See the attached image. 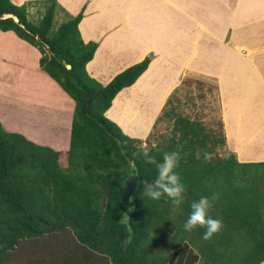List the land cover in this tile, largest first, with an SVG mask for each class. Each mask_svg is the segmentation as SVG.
Wrapping results in <instances>:
<instances>
[{
	"label": "trees",
	"instance_id": "trees-1",
	"mask_svg": "<svg viewBox=\"0 0 264 264\" xmlns=\"http://www.w3.org/2000/svg\"><path fill=\"white\" fill-rule=\"evenodd\" d=\"M83 9L71 15L57 0L20 5L0 0V30H11L36 47L40 69L74 103L65 165L60 164L59 150L0 123V264H7L22 242L35 241L37 246L38 240L57 236L73 238L74 252L60 245L58 263L30 253L19 264H98L100 258L101 264L264 262V161L240 162L225 147L218 153L225 144L222 133L165 108L156 121L172 119L169 137L142 147L144 139L125 134L105 111L117 92L146 69L151 54L105 85L99 83L85 68L97 42L81 38ZM34 12L37 17L31 19ZM5 14L16 15L18 21ZM173 150L181 154L176 171L186 185L183 202L175 207L166 198L144 195V182L154 180L156 168L143 153L160 161ZM205 152L210 159H204ZM129 161L135 164L138 186L126 200L121 183L130 173ZM213 193L217 198L210 215L220 219L222 227L205 240L203 227L185 231L183 223L191 202ZM130 204L135 207L128 228L117 219Z\"/></svg>",
	"mask_w": 264,
	"mask_h": 264
},
{
	"label": "crops",
	"instance_id": "crops-1",
	"mask_svg": "<svg viewBox=\"0 0 264 264\" xmlns=\"http://www.w3.org/2000/svg\"><path fill=\"white\" fill-rule=\"evenodd\" d=\"M11 1L20 5L29 0ZM57 2L71 15L84 7L78 23L81 38L97 42L85 68L99 83L105 85L151 54L146 69L117 92L105 111L125 134L145 139L184 78H212L218 83L224 147L240 162L264 161V0ZM39 56L36 47L13 31L0 30V110L16 108L15 119L20 121L16 125L9 119L10 127L2 126L35 143L65 150L74 103L40 69ZM8 91L13 93L4 95ZM37 92L44 100L27 99ZM119 94L117 112H110ZM61 98L68 109L58 103ZM66 111L70 115L64 130ZM43 122L58 134L41 136Z\"/></svg>",
	"mask_w": 264,
	"mask_h": 264
},
{
	"label": "rangeland",
	"instance_id": "rangeland-1",
	"mask_svg": "<svg viewBox=\"0 0 264 264\" xmlns=\"http://www.w3.org/2000/svg\"><path fill=\"white\" fill-rule=\"evenodd\" d=\"M15 4V3H14ZM34 9H32L33 11ZM37 14L34 12L31 16V19H35ZM59 15L62 18V13L59 12ZM60 18V19H61ZM59 19V18H58ZM17 73V72H16ZM218 90V83L215 79H202L196 77H187L184 78L183 82L179 86V88L174 91L171 95V101L166 106L163 107L162 110L165 108L167 111H170L172 114L179 113L183 116L189 117L191 119L197 120L201 122L205 128L211 131L214 134H223V129L221 125V118H220V99H219V92ZM13 93V91H8L4 93V95H8ZM42 94L37 92V94L30 95L27 99L29 101L36 100L38 102L44 100L41 96ZM52 102V101H51ZM61 103L63 109H68L70 107L69 103L66 102L64 98L58 100V103ZM12 106V104H11ZM74 106V105H73ZM1 108V107H0ZM16 108H9L7 107L4 110H0V123L3 126L10 127L9 119L16 121V125L20 123V121L16 120L15 117L19 112L14 111ZM73 112V107H70ZM162 111H160L161 113ZM159 113V114H160ZM158 114V115H159ZM70 113L66 111V115H64V122L61 124L62 129L67 128V121L69 118ZM72 115V113H71ZM28 126V125H26ZM173 123L172 119L168 117H163V119H159L154 121L151 124V128L149 134L144 139L142 143V147H148L149 145H154L158 138H166L169 137L172 131ZM43 135H52L58 134V130L55 129L53 126L45 125L43 122V126L40 127ZM63 133V131H61ZM65 139V146H68L67 138ZM222 148H217L218 153H224V146ZM225 149V148H224ZM66 150V149H65ZM65 150H59L60 152H65ZM66 161V153H62L60 155V164L65 165ZM57 236L54 239V243L51 240H38V245H35V241L32 243L30 241L22 242L21 247L16 249L14 253L10 255V260L7 264H19L21 260L26 258L28 254L32 253L34 256H41L45 259L52 260L54 263H58L57 259L62 255L63 248L60 245L68 246L74 252V248L77 246L75 240L73 238H59ZM80 252V251H79ZM101 264V263H99ZM104 264V263H102ZM264 264V262L260 263Z\"/></svg>",
	"mask_w": 264,
	"mask_h": 264
},
{
	"label": "clouds",
	"instance_id": "clouds-1",
	"mask_svg": "<svg viewBox=\"0 0 264 264\" xmlns=\"http://www.w3.org/2000/svg\"><path fill=\"white\" fill-rule=\"evenodd\" d=\"M144 158L155 164L156 175L151 183L144 182V195L152 200L166 198L173 207L182 204L186 191V185L180 174L176 171L181 154L178 151L163 153L162 159L156 161L147 151L143 153ZM211 154L204 153V159H210ZM131 169H136L135 164L129 161ZM217 198L213 193L211 196L201 195L199 199L193 200L190 205V212L183 223L185 231H191L196 227H203V239L207 240L217 233L222 227V221L210 215L213 201Z\"/></svg>",
	"mask_w": 264,
	"mask_h": 264
},
{
	"label": "water",
	"instance_id": "water-1",
	"mask_svg": "<svg viewBox=\"0 0 264 264\" xmlns=\"http://www.w3.org/2000/svg\"><path fill=\"white\" fill-rule=\"evenodd\" d=\"M5 15L11 16L13 20L16 22L18 21V17L16 15H12V14H5ZM65 66L67 68H70V65L68 63H66ZM137 186H138V175L136 173V169H131L128 176L121 183V192L123 198L126 200H130L132 198V193L137 188ZM134 207H135L134 204H130L118 217L117 221L120 223L127 224V227L130 228L128 221L132 211L134 210Z\"/></svg>",
	"mask_w": 264,
	"mask_h": 264
},
{
	"label": "bare ground",
	"instance_id": "bare-ground-1",
	"mask_svg": "<svg viewBox=\"0 0 264 264\" xmlns=\"http://www.w3.org/2000/svg\"><path fill=\"white\" fill-rule=\"evenodd\" d=\"M7 15H3V17H6ZM87 28V27H86ZM121 98V94H119L116 98H115V100H114V105L111 107V110H110V112H117V109H118V105H117V100L118 99H120ZM118 114V113H117ZM123 126L124 127H126V125L125 124H123Z\"/></svg>",
	"mask_w": 264,
	"mask_h": 264
}]
</instances>
